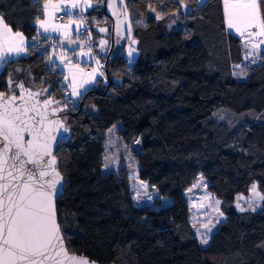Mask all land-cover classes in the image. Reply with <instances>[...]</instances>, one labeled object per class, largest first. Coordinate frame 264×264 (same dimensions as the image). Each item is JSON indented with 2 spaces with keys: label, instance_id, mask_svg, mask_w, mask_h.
Returning a JSON list of instances; mask_svg holds the SVG:
<instances>
[{
  "label": "trees",
  "instance_id": "16d2710c",
  "mask_svg": "<svg viewBox=\"0 0 264 264\" xmlns=\"http://www.w3.org/2000/svg\"><path fill=\"white\" fill-rule=\"evenodd\" d=\"M124 1L136 57L129 62L113 46L101 56L107 80L68 103L61 74L54 81L31 45L45 0H0L6 23L28 39L27 55L3 66L0 92L9 91L14 72L30 76L65 106L73 130L56 151L66 178L57 214L69 251L101 264H264V205L257 212L235 206L254 183L264 193V49L245 59L242 39L226 30L223 0ZM261 9L264 16V3ZM103 14L97 5L87 15L97 22ZM223 107L259 117L231 125L214 118ZM115 126L124 142H137L136 165L105 171ZM200 175L226 216L206 246L185 197Z\"/></svg>",
  "mask_w": 264,
  "mask_h": 264
},
{
  "label": "snow or ice",
  "instance_id": "6c2138e0",
  "mask_svg": "<svg viewBox=\"0 0 264 264\" xmlns=\"http://www.w3.org/2000/svg\"><path fill=\"white\" fill-rule=\"evenodd\" d=\"M261 3L264 0H224L228 28L235 29L242 37L247 33L248 42L244 47L248 49L251 45L252 51L245 59L264 45V39H259L264 37ZM182 7L186 8L183 4ZM38 22L47 32L46 22ZM0 24H3L2 17ZM3 28L7 30L9 46L7 52L3 51L5 32L0 31V61L24 51L21 47L24 43L22 33L12 34L7 25H3ZM253 38L259 39V43L254 44ZM14 40H19V44L13 45ZM12 84L10 78V92ZM16 87L21 90L19 105L16 104L15 94L5 101L4 93H0V264H94L86 258L69 255L64 246L54 203L62 177L56 171L55 157H52L49 143L55 137L48 136V129L37 127L44 123L43 113L37 111L36 104L28 107V101L23 97L25 92L29 98L38 93L25 89L23 83ZM50 103L53 101H43L45 108ZM29 112H35V115L29 116ZM63 130L68 131L66 127ZM108 131L111 133L113 129ZM26 133L29 137L27 140ZM48 157L51 158L46 159ZM252 188L255 194L256 185ZM259 198L264 200V196ZM240 210L244 211L242 208ZM201 243L207 244L208 239L205 237Z\"/></svg>",
  "mask_w": 264,
  "mask_h": 264
},
{
  "label": "rangeland",
  "instance_id": "374dc122",
  "mask_svg": "<svg viewBox=\"0 0 264 264\" xmlns=\"http://www.w3.org/2000/svg\"><path fill=\"white\" fill-rule=\"evenodd\" d=\"M47 4H51V8L64 11H74V9L81 6L82 0H45ZM201 0H197L199 5H202ZM97 5L103 6L104 10L108 15H104L95 24L92 30L94 40H96V50L100 51L101 56L104 57L110 50L112 44L115 46V53H125L129 62H131L136 56V39L132 34V27L130 25V16L125 5L124 0H86L83 4V12L88 14ZM106 5V6H105ZM190 9V8H189ZM184 13L188 11V8H184ZM110 16L114 17V24L110 22ZM158 16V14H157ZM160 17V16H159ZM70 18V17H69ZM175 21V20H174ZM175 23V22H174ZM177 26V25H176ZM100 29H105V31H100ZM95 31V34H94ZM248 39V36L246 37ZM103 41L104 43H101ZM248 41L243 42L242 48L245 56H248V52L252 51L251 45L248 49L244 45ZM254 44H258L259 40L253 38ZM112 46V49H113ZM262 51V45L253 52V55L249 57H254L260 54ZM131 52V55L129 54ZM104 60V59H103ZM106 70V69H105ZM95 72V70H94ZM106 72V71H105ZM235 72L239 79H245L247 76L246 72L240 67L235 68ZM98 74L94 73L93 77H82L79 73H73V83H75L74 91L79 93L83 90H87L86 87L97 79ZM86 78V79H85ZM24 78L21 77L19 71L12 74L11 80L12 91H17L16 85L19 81ZM107 80V75L103 76L99 80ZM23 81V80H22ZM98 81V80H97ZM24 82L31 87H40L39 84H35L30 76L24 79ZM82 82L83 87L79 88V83ZM89 89V88H88ZM7 91L6 93H9ZM85 93V92H84ZM83 93V94H84ZM83 94L78 98V100L83 96ZM259 115L254 111H247L243 113H236L228 108H219L215 111L214 118L219 121H225L231 125H237L241 123L249 122L250 120H255ZM264 120V115L261 117ZM113 131L106 138V151L104 154V170L105 171H119L122 168L128 166L136 165L135 150L138 149L137 142L127 144L124 142L119 135L116 133V126L112 127ZM139 150V149H138ZM107 165V166H106ZM256 185L255 194L253 192V185ZM247 194H239L235 199V206L239 212H257L263 208L264 200H261L259 196H264V193L260 191L258 184L254 183ZM185 197L188 201L190 208V221L194 229L195 235L202 246L207 244L201 243V240L205 237L208 242L221 224L226 216L221 209V199L217 198L208 189V181L202 175L199 176L198 180L185 191ZM219 201V204H217ZM239 205V207H237ZM244 209L241 211L240 209ZM255 209V210H253ZM222 214V215H221ZM206 226V227H205ZM211 229L209 232L208 229Z\"/></svg>",
  "mask_w": 264,
  "mask_h": 264
},
{
  "label": "crops",
  "instance_id": "0c3cea01",
  "mask_svg": "<svg viewBox=\"0 0 264 264\" xmlns=\"http://www.w3.org/2000/svg\"><path fill=\"white\" fill-rule=\"evenodd\" d=\"M85 1L82 0L81 2L82 7ZM205 1L206 0H201L200 2L203 4ZM46 2L47 1H45L44 3V16L39 21L41 20L45 21L48 30L47 32H45L44 27H42L39 24V22H37V34L44 35L46 37H54L57 39V45L51 50L50 60L54 65H56L59 68L61 72V85L67 87L70 90V97L72 101L75 102L85 92V90L84 91L82 90L80 94L74 91V88L77 85H74L75 83H73L74 82L72 79L73 73H79L82 75L83 78L90 76L93 77L94 73L98 74L97 79H95L93 83H90L86 87V89H88L93 84H95L97 80L105 76V62L101 58L102 53L100 51H97L96 47H95L96 56H94V54L91 51L83 50L85 41L82 37L78 35V29L81 27V22L78 16L74 15V11L53 9L50 7L51 4H47ZM45 5H47L46 8ZM260 9H261V5H260ZM223 10L225 17L224 0H223ZM45 11L47 12V15H45ZM59 13L66 14V18L61 22L56 21V17ZM261 15L263 16L262 9H261ZM0 17L3 18L1 14ZM225 24H226V30L229 33H232L242 39V44L243 42L248 41V39L246 38L247 33H245V35L242 37L236 32L235 29L228 28L226 20H225ZM3 25H7L8 28L11 29L12 34H15L17 32L13 31L12 28L6 23L5 19L3 18V24H0V31L5 32L6 42L4 43L3 51L7 52L9 43L7 42V30L3 28ZM22 37L24 43L23 45H21V47L24 48V51H22L19 55L13 53L12 55L7 56L4 61H0V72L3 66L5 65V63L8 62L9 60L27 55L28 39L25 37L23 33H22ZM259 39H264V37H261ZM259 39L255 38L256 41ZM12 43L13 45L19 44V40H14L12 41ZM263 49H264V45H262V50ZM111 51H112V46L108 51V54L111 53ZM86 66H90V72L85 71ZM82 87L83 84L82 82H80L79 88Z\"/></svg>",
  "mask_w": 264,
  "mask_h": 264
},
{
  "label": "water",
  "instance_id": "95a60500",
  "mask_svg": "<svg viewBox=\"0 0 264 264\" xmlns=\"http://www.w3.org/2000/svg\"><path fill=\"white\" fill-rule=\"evenodd\" d=\"M112 46H113V44H112ZM106 63H107V61H106ZM20 83L24 84L25 89H28V90H30L33 93H38V95H35V96L31 97V98L28 97L27 92L23 93L24 99L28 101V107H31L33 104H36L37 111H41L43 113L44 123H43V125H37V127H43V128L48 129V136L49 137H55V139H50L49 143H50V150H51L52 157H55V168H56V171H58L60 173V176L62 177V185L59 187V191H58L57 195L54 198L56 219H57V223L60 226V223H59V220H58L56 203H57V199L61 195H63V193H64V186H65V183H66V178H65V176L62 174V172L59 169V160H58V157L56 156V151H57L58 146L62 142H69L70 141V139L73 137V130H72L71 126L68 125L67 119H66V117L64 115L65 106L60 104V103H58V104L55 103L57 101L59 102L58 99H55L53 97L47 96V93L45 91H42L43 89H41V88H34V87H31V86H28L22 80H20L18 84H20ZM0 93H4L3 100H5V101H7L11 95L15 94L16 97H17L16 104L17 105L20 104L19 97L21 96V90L19 88H17V91H14V92L6 93V92H2L1 91ZM46 99L50 100V101H53V103H50L45 108V106L43 104V101L46 100ZM28 115L29 116H34L35 112H29ZM37 119H39V117H37ZM29 123H31V121H29ZM58 124L62 125V126L58 127ZM65 127L68 129L67 132H64V130H63ZM28 138L29 137H28V135L26 133L25 134V139L27 140ZM50 158L51 157H48L46 159H50ZM49 171H50V169H49ZM60 230H61V226H60ZM61 234L63 236L62 230H61ZM63 243H64V246H65L66 250L68 251L69 255H74V256H77V257L86 258L88 261L94 262V264H101L98 261L92 260L90 257L85 256L83 254H77V253L70 252L68 247H67V245H66V241L64 239V236H63ZM110 264H116V263L113 262V263H110Z\"/></svg>",
  "mask_w": 264,
  "mask_h": 264
},
{
  "label": "built area",
  "instance_id": "2783aa9c",
  "mask_svg": "<svg viewBox=\"0 0 264 264\" xmlns=\"http://www.w3.org/2000/svg\"><path fill=\"white\" fill-rule=\"evenodd\" d=\"M85 1V0H83ZM82 5L79 8H76L74 10V15L78 16L81 27L78 29V35L82 37L85 41V44L83 46L84 51H91L94 56H96L95 53V40L92 33V23L96 21L95 18L88 17L87 14L83 12ZM66 18V14L59 13L56 17L57 22H61ZM31 45L36 49V51L43 55L45 57V66L47 71L49 72L52 79L56 82L60 79V70L59 68L54 65L50 60V53L52 48H54L57 45V39L54 37H46L44 35L37 34L33 41L31 42ZM86 72H90V66H86L85 68ZM62 95L67 100L68 103L73 102L70 97V90L67 87L63 86L62 89Z\"/></svg>",
  "mask_w": 264,
  "mask_h": 264
}]
</instances>
